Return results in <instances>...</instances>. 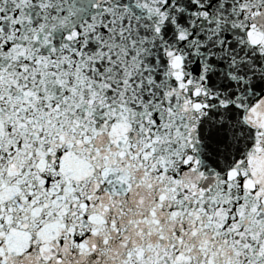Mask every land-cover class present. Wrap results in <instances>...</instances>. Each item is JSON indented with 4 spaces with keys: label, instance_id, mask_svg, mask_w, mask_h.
Returning a JSON list of instances; mask_svg holds the SVG:
<instances>
[{
    "label": "snow or ice",
    "instance_id": "obj_1",
    "mask_svg": "<svg viewBox=\"0 0 264 264\" xmlns=\"http://www.w3.org/2000/svg\"><path fill=\"white\" fill-rule=\"evenodd\" d=\"M0 264H264V0H0Z\"/></svg>",
    "mask_w": 264,
    "mask_h": 264
}]
</instances>
